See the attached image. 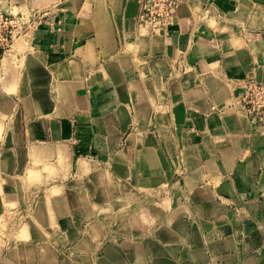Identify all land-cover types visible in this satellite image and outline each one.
<instances>
[{"label": "crops", "instance_id": "obj_1", "mask_svg": "<svg viewBox=\"0 0 264 264\" xmlns=\"http://www.w3.org/2000/svg\"><path fill=\"white\" fill-rule=\"evenodd\" d=\"M58 7L67 12L55 16L59 23L52 25L51 18L30 28L27 46L19 55L21 69L11 59L5 64L0 59V87L17 89V96L0 92V115L8 113V105L16 100L20 104L16 112L35 115L26 128V135L33 138L30 144L36 147L35 160L46 159L44 138L46 143L54 138L51 146L57 144L61 151L62 137L68 136L64 114L78 120L85 107L82 83L93 89L91 98L103 110L99 120L105 131L98 136L113 131L106 149L131 120L141 126L157 120L159 114L152 111L150 116L149 97L157 92L163 98L164 127L182 157L177 166L182 168V188L173 181L169 192L183 190L214 214L222 207L234 213L245 204L247 216L258 217V222L244 231L246 252L241 259L232 235L213 238L208 246L215 258L226 259L225 264H264V112L249 117L237 101L246 79H264V0H177L166 28L156 32L138 23L140 0H59ZM84 64L89 67L85 82ZM47 113L56 116L50 126ZM90 118L95 122V114ZM19 134L14 133L17 138ZM145 134L155 140V132ZM5 152L10 162V151ZM151 157L150 173L136 178L149 186L169 175L157 172L160 160L153 153ZM88 210L82 211L85 217ZM100 228V222L88 221L74 246L91 247V234L99 236ZM78 230L71 231L74 238ZM126 242L124 252L115 245L107 247L110 263L123 262L126 253L140 255Z\"/></svg>", "mask_w": 264, "mask_h": 264}, {"label": "rangeland", "instance_id": "obj_2", "mask_svg": "<svg viewBox=\"0 0 264 264\" xmlns=\"http://www.w3.org/2000/svg\"><path fill=\"white\" fill-rule=\"evenodd\" d=\"M49 2L51 0L45 4L38 0H0L1 11L12 19L11 28L18 26L14 37L0 47L3 64L11 59L10 63L21 69L23 58L19 55L27 46L25 39L30 31L51 18L55 25L61 20L56 21L55 16L67 13L66 9L58 7L59 0ZM44 11L50 12L42 15ZM5 33L8 34L7 31L2 34ZM88 71V65L84 64L81 72L84 82ZM0 89V92L17 96V89ZM82 89L86 99L79 119L64 114L67 120L63 124H68L64 131L68 136L62 137L61 151L59 145L51 146L54 138L50 137L47 143L43 139L44 163L35 160L36 147L30 144L33 138L26 135L28 121L35 115L16 112V108L20 109L18 100L11 101L8 113L0 115V264H55L58 259L57 264H112L105 250L115 245L117 251L124 252V241L140 255L126 253L123 262L113 264H225V258L214 257L208 241L226 235L233 236L240 260L246 252L244 231L258 222V217L247 216L245 204L234 213L222 207L214 214L204 209L201 200L190 199L183 190L169 192L173 181L182 188V168L177 167L182 157L177 142L164 127V104L160 103L163 98L155 91L149 96L150 116L152 111L159 114L157 120L145 126L131 120L106 149L114 139L113 131L106 132L105 137L98 136L105 131L99 120V112L103 110L91 98L94 92L86 82L82 83ZM144 91L149 95L151 90ZM89 93L91 107L87 99ZM94 114L95 122L90 118ZM44 117L49 118V126L55 122L54 114L47 113ZM112 123L115 124L114 117ZM149 131L155 132V140L146 137ZM16 132L20 133L18 138L14 135ZM128 136L133 139L127 140ZM16 147L25 150L21 152ZM5 151H10V162ZM151 153L160 160L155 170L169 175L149 186L136 178L141 173H150ZM108 180L112 183L108 184ZM212 199L216 204L219 202ZM87 207L89 214L85 217L82 211L86 212ZM90 220L101 223L99 236L91 234V247H75L77 237ZM75 228L79 230L74 238L71 231Z\"/></svg>", "mask_w": 264, "mask_h": 264}, {"label": "built area", "instance_id": "obj_3", "mask_svg": "<svg viewBox=\"0 0 264 264\" xmlns=\"http://www.w3.org/2000/svg\"><path fill=\"white\" fill-rule=\"evenodd\" d=\"M177 0H140L137 21L151 32L166 28L174 13ZM17 25L18 21L15 20ZM12 19L0 9V47L8 39H12L17 28H11ZM10 25V29L7 27ZM7 31L8 34H2ZM240 110L249 117H259L264 112V79L249 78L242 84V90L237 95Z\"/></svg>", "mask_w": 264, "mask_h": 264}, {"label": "bare ground", "instance_id": "obj_4", "mask_svg": "<svg viewBox=\"0 0 264 264\" xmlns=\"http://www.w3.org/2000/svg\"><path fill=\"white\" fill-rule=\"evenodd\" d=\"M40 1V0H39ZM47 0H45V2H46ZM37 2V1H36Z\"/></svg>", "mask_w": 264, "mask_h": 264}]
</instances>
